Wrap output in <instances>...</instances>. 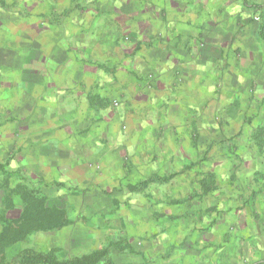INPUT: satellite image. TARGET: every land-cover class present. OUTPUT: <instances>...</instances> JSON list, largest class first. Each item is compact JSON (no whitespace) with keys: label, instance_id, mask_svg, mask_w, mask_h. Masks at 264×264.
<instances>
[{"label":"crops","instance_id":"1","mask_svg":"<svg viewBox=\"0 0 264 264\" xmlns=\"http://www.w3.org/2000/svg\"><path fill=\"white\" fill-rule=\"evenodd\" d=\"M0 2V150L10 171L61 194L46 209L124 184L137 203L201 193L214 152L254 148L264 0Z\"/></svg>","mask_w":264,"mask_h":264},{"label":"rangeland","instance_id":"2","mask_svg":"<svg viewBox=\"0 0 264 264\" xmlns=\"http://www.w3.org/2000/svg\"><path fill=\"white\" fill-rule=\"evenodd\" d=\"M255 131L251 151L235 152L226 144L214 152L221 166L204 177L201 193L166 194L168 200L146 194L137 203L130 184H124V194L95 199L62 194L71 201L63 211L45 207L61 194L10 171L0 150V264H51L96 255L102 256L96 264H264V125ZM251 157L257 164L244 174ZM237 172L240 180L232 178ZM148 204L157 212L149 214ZM87 223L95 228L83 229Z\"/></svg>","mask_w":264,"mask_h":264},{"label":"trees","instance_id":"3","mask_svg":"<svg viewBox=\"0 0 264 264\" xmlns=\"http://www.w3.org/2000/svg\"><path fill=\"white\" fill-rule=\"evenodd\" d=\"M259 35L260 38L264 41V27L261 28ZM101 257L102 256L96 255L95 257L93 256L92 259L82 257V258L72 259L71 261L68 262H53L51 264H96L97 262L100 261V259H102Z\"/></svg>","mask_w":264,"mask_h":264},{"label":"built area","instance_id":"4","mask_svg":"<svg viewBox=\"0 0 264 264\" xmlns=\"http://www.w3.org/2000/svg\"><path fill=\"white\" fill-rule=\"evenodd\" d=\"M257 19V18H256Z\"/></svg>","mask_w":264,"mask_h":264}]
</instances>
